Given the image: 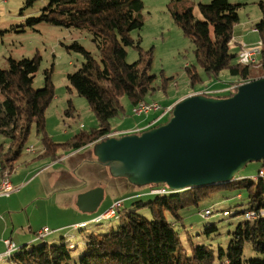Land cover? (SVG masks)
Listing matches in <instances>:
<instances>
[{
  "label": "trees",
  "instance_id": "obj_1",
  "mask_svg": "<svg viewBox=\"0 0 264 264\" xmlns=\"http://www.w3.org/2000/svg\"><path fill=\"white\" fill-rule=\"evenodd\" d=\"M38 1L24 0L25 8L33 7ZM41 1L45 2L41 15L29 20L30 25L46 21L67 28H87L93 34L101 62L75 42L73 46L84 53L85 61L75 72L68 74V80L80 95L87 98L98 126L82 131L64 143H56L46 129V109L55 95L50 77H46L44 86L35 88L33 82L39 59L10 58L9 67L0 68V134L8 139L7 144L0 143V173L3 175L9 171L10 178L17 159L27 148L32 130L45 146L44 155L49 154L56 160L63 155L57 153L58 148L75 150L108 138L112 134L111 119L124 110L120 101L122 95L135 105L147 100L146 96L156 88L154 76L148 74L151 58L144 60L141 57L133 63L127 61V46L141 48L140 41L132 37V31L141 30L144 25L143 0ZM240 7L241 4L230 0L200 3L203 19L196 17L190 5L172 11L184 34L192 37L197 61L208 77L219 79L222 71L228 70L236 77L232 85L264 76V46L257 64L240 62L238 53L230 49ZM256 28L264 44V18ZM191 77V85L201 80L196 72H192ZM235 91L210 95L229 97ZM150 185L151 190L161 187ZM226 188L237 190L238 197H242V190L247 191L249 208L241 212L244 217L248 211L264 209V175L257 180L244 176L237 178L236 175L224 183L173 189L155 193V198L149 201L135 200L137 206H148L152 210V218L133 209L122 212L123 200H117L121 201L116 207L118 224L105 231L86 233L84 249L77 257L71 252L76 248L75 243L44 240L39 245L30 243L16 247L5 260L18 264H213L214 250L206 244L194 246L192 254H188L181 246L175 222L168 220L164 212L170 211L178 220L184 209L197 206L202 198ZM212 229H217L215 224H211L209 231ZM247 243L260 256L245 259L244 246ZM220 258L219 264H264V215L253 219L245 217L240 221L231 233L227 252L220 249Z\"/></svg>",
  "mask_w": 264,
  "mask_h": 264
},
{
  "label": "rangeland",
  "instance_id": "obj_2",
  "mask_svg": "<svg viewBox=\"0 0 264 264\" xmlns=\"http://www.w3.org/2000/svg\"><path fill=\"white\" fill-rule=\"evenodd\" d=\"M211 1L143 0L144 7L141 13L144 25L141 30L132 31V37L140 41L141 48L135 46L126 47L127 61L129 63L138 61L141 57L144 60L151 58L148 74L154 76L153 85L156 88L146 96L147 100L141 101H157L162 106H167L178 102L195 89L209 90L211 91V95H220L225 91H230L228 88L233 86L232 82L235 81L236 77L232 76L228 70H224L220 74L219 79L209 78L197 61L195 44L192 37L184 34L172 13L174 9L181 10L185 6L190 5L193 6L196 17L203 19L200 12V3H210ZM230 1L241 4L239 21L233 29L235 41L231 42L230 46L233 53L239 54L243 44L254 45L262 40L261 33L258 29L255 30V28L264 18V8L262 5L264 4V0ZM44 5L45 2L40 0L33 7L25 8L24 0H0V68H8L10 58L19 60L37 57L39 59V66L33 85L35 88L42 87L45 85L46 77H50V83L55 94L46 109V129L48 123L47 131L53 135V138H56L54 140L64 143L78 133L90 131L98 126L97 117L89 105L87 98L80 95L68 80V74L75 72L85 61L84 53L74 47L73 44L75 42L81 44L99 62H101V55L97 43L93 40L92 32L87 28H67L46 21L30 25L29 20L39 17L41 15V8ZM192 72L198 73L201 77V80L196 81L194 85H191ZM120 101L124 110L111 119L112 133L136 130L139 125L151 121V119L163 112L162 109H153L149 113L139 114L135 112L134 108L141 101L133 105L126 95H122ZM170 117L171 113L159 122L161 124L165 123ZM60 137L65 138L64 140H57ZM7 140L5 136L0 134V143L6 142L7 144ZM26 145V147H34L35 151L28 152L25 148L17 159L16 183L14 185H16V189H19V191L16 192V200L28 198L32 193L41 189V183L48 181L49 177L53 176L49 172L55 169L52 168L48 173L30 182L28 177L31 174L34 175V166L43 161L52 163L53 157L49 154H41L43 143L34 130H32ZM57 150L59 155L65 154V158L69 157V153L64 148ZM96 150L97 148L94 146L91 151L84 152L82 156L73 157L61 163L64 164L65 168H69V170H73L74 164L75 166L79 165L77 167L79 186L76 189L77 192H75V189L70 188L60 193V195L55 194L48 199H44L47 212L51 211L52 216L50 220L46 219L45 222L52 225L72 220L75 215L79 214V210L75 209L77 211L75 214L72 206L67 205L72 204L70 198L73 192L78 197L76 202L78 208L84 211L89 210L90 208L82 203V193L90 191L96 184L105 186V195L103 201L97 207L90 209L93 210L90 211L92 212L93 219H95L99 211L107 207L109 209L119 199L123 200L122 212L133 209L149 218L154 217L152 210L148 206L139 207L134 203L138 199L143 201L154 199L156 194L152 192V186L149 183L133 184L128 179H125V177L114 174L105 165L102 167L95 165L92 167L93 169L90 168L86 161L91 156L94 157L96 155ZM262 163L263 161L249 162L237 174V178L244 176L254 179L255 176H258L259 170L263 165ZM19 172L22 174L20 177H18ZM23 183H26V185ZM60 185L68 188L72 184L68 183L67 180L61 181L58 185L51 187L58 189ZM20 191L21 193H19ZM241 194L242 197H238L237 190L228 188L215 191L211 195L202 198L197 206L193 205L184 209L181 213V218L178 220H176L170 211L164 212L168 220L175 222V229L179 234L181 246L188 254H192L194 246L206 244L214 250L215 260L213 264L220 263V249H224L227 252L232 231L240 221L245 219L241 212L249 208L247 191L242 190ZM58 200L61 201L62 205L58 203ZM41 204L44 203L37 198L27 209L19 208V210H16V214L14 215L15 220H13L16 223L17 230L34 224L41 219ZM206 209H210L213 213L205 216ZM3 215L4 213L0 212V217H3ZM29 215L32 222H29ZM93 219L86 225L88 226L86 229L75 230L73 225L69 224L62 227L61 231L55 235L56 237L66 233L63 238H59V242L66 241L69 237L67 234L70 235L68 240L71 244H76V248L71 251L74 257L82 253L86 233L105 231L110 226H116L119 222L117 216L105 220L93 221ZM0 224L1 227L6 224L5 220L0 218ZM8 224L11 226L12 222H7ZM211 224H215L217 229L209 231ZM7 225L4 228H7ZM50 225L48 227L53 232H56ZM18 241H22V238L18 239ZM43 241L44 239L38 238L32 245H39ZM258 256L260 254L253 249L251 244H245V259ZM3 264L18 263L12 260H5Z\"/></svg>",
  "mask_w": 264,
  "mask_h": 264
},
{
  "label": "water",
  "instance_id": "obj_3",
  "mask_svg": "<svg viewBox=\"0 0 264 264\" xmlns=\"http://www.w3.org/2000/svg\"><path fill=\"white\" fill-rule=\"evenodd\" d=\"M96 143L98 160L136 185L184 190L228 182L249 162H264V76L229 97L189 94L167 122ZM104 195L97 186L81 200L93 209Z\"/></svg>",
  "mask_w": 264,
  "mask_h": 264
},
{
  "label": "crops",
  "instance_id": "obj_4",
  "mask_svg": "<svg viewBox=\"0 0 264 264\" xmlns=\"http://www.w3.org/2000/svg\"><path fill=\"white\" fill-rule=\"evenodd\" d=\"M200 91H204V89H201V88L200 89H195L189 94L197 93V92H200ZM174 104H169V105H174ZM160 115H158L157 117H154L149 122L147 121L148 123L146 122L145 124L139 125L137 128H139L141 131H144V130H147V129L151 128L152 126L156 125L157 122L153 123V121L155 119H157ZM47 130H48V123H47ZM123 132H125V131H122L120 133H123ZM51 136L53 138V135H51ZM64 138L65 137H60V139H57V140H64ZM54 139H56V138H53V140ZM56 143H59V142H56ZM96 144L97 143H92V144L86 145V146H84L82 148H79V149L66 151L67 153H69L68 154L69 157H67V158H65L66 157L65 154H63L62 157H60V158H58L56 160H51L52 163L43 161L42 163H39V164L35 165L34 166V169H35L34 175L31 174L28 177L30 182H33V181L37 180L40 176H42V175L48 173L49 171H51L52 168L53 169L55 168V169L53 171L49 172V174H51V175L53 174V176L49 177L48 181H44L43 183H41V186H40L41 189H38L36 192L32 193V195L30 197H28V198L25 197L22 200H16V192H18L19 189H17V191L13 192L10 196H2V197H0V212L4 213L3 217H0V218L4 219L5 222H6V224H4L2 227H1V224H0V254L6 252L8 250V245L6 244L5 240H10L13 243L14 249H15L16 247L21 246L19 244H30V243H33L36 240H38L39 237L37 236V232L45 227V228H48L50 230V233L47 234L46 236H44L43 238H39V239H44L45 241H48V242H51V241L59 242V238H63L66 235V233H64L63 235L60 234V235L55 237V235L59 231H61L60 229L62 227L66 226V225H69V224H72L73 228H74L76 224H83L81 222L89 224V222L92 221V219H93L92 218V212H90V211H93V210H90V209L86 210V211L80 210V208H78V204H76V202L78 200L77 194L73 192L72 195H71V198H70V200L72 201V204H67V203L66 204L68 206H72V208L75 211V214L79 210L80 211L79 214L75 215L72 218V220L59 222V223H55V224L50 225L51 223L45 222L46 219L50 220V218H52V216H51V211L49 213L47 212V206L45 204L46 202H44V199H48V198L52 197L55 194L60 195V193H62L63 191L69 190L70 188L71 189H75V192H77L76 189L79 186L78 185L79 176L77 175V167L79 165L75 166V164H74L73 170H69V168H65L64 164H61V163L65 162L66 160L71 159L73 157L82 156L84 152L91 151ZM45 152H46V149H45V146L43 145V149H42L41 154L45 153ZM57 153H58V151H57ZM86 162L88 163V166L90 168L94 167L95 165H97V167L104 166V164H102L98 160L97 155H94V157L91 156ZM15 167H16V165H15ZM16 168L13 170V172L11 174V181H12L13 185L16 183ZM27 170H29V169H27ZM13 173H15V175H13ZM1 175L2 174L0 173V183H1V180H2ZM21 175L22 174L19 172L18 173V177H20ZM67 180H68V183L72 184L71 187L66 188V186H61L60 185V187L58 189H53L52 188L53 186L58 185L59 183H61V181H67ZM23 184L26 185V183H23ZM96 186H100V187H103L105 189V186L102 185V184H96L93 187H96ZM14 187L16 189V185H14ZM21 191L19 193H21ZM82 194H84V193H82ZM19 195H17V196H19ZM37 198H39L41 200V202L44 203V204H41V208H40V217H41V219L38 222L34 223V224H30V225H28L26 227H23L22 229L17 230L16 229V223L14 222V220H15L14 219V215L16 214V210H19V208L27 209L30 206V204L34 200H36ZM58 203L60 205H62L60 200H58ZM107 208L102 210V211H99L96 216H98L99 214H102V212L106 211ZM60 211H61V209H60ZM96 216H95V219H93V221H97L96 220V218H97ZM7 222H12V225L11 226L9 224L7 225ZM29 222H32V220L30 218V215H29ZM5 225H7V228H4ZM49 225L52 226L53 230H55L56 232H53L52 229L50 227H48ZM87 227L88 226H86V228ZM75 230H81V229H75ZM67 236L70 237L69 234H67ZM49 237H51L52 239L49 238ZM69 237L66 240H68ZM20 238H22V241H18V239H20ZM21 242H23V243H21Z\"/></svg>",
  "mask_w": 264,
  "mask_h": 264
},
{
  "label": "built area",
  "instance_id": "obj_5",
  "mask_svg": "<svg viewBox=\"0 0 264 264\" xmlns=\"http://www.w3.org/2000/svg\"><path fill=\"white\" fill-rule=\"evenodd\" d=\"M255 30H257V28H255ZM232 40H235L234 36H233ZM262 48H263V46H260V45L243 44L241 51L238 54V60L242 63H250V64L251 63L252 64L258 63L261 52H262ZM238 86H239V84H235V85L233 84V86L228 88V90H235V89H237ZM199 93H204V94L209 95L211 93V91L204 90V91H200ZM173 107H174V105L165 107V106H162L157 101H152V102H146V103L142 104L141 108L139 110H135V112L142 114V113H149L153 109H155V110H161L162 109L163 110L162 114L157 119H155L153 121V123H156V122L158 123L165 116H167L168 114H170L172 112ZM140 131L141 130L139 128H137L136 130L125 131L123 133H114L113 136L122 135V134L130 133V132H140ZM26 150L28 152H33V151H35V148L34 147H27ZM259 173H264V164L262 165L261 169L259 170ZM159 185H161V187L153 189L152 191L166 190L169 188L166 184H159ZM16 190L17 189H15L14 185L12 184L9 171H5L3 176H2L1 183H0V197L10 196ZM120 205H121V201H117L107 211H105L104 213H102L100 215H116V207H118ZM205 213H206L205 215H211L213 212L205 211ZM254 214H264V209H262L260 211L254 210L252 212V214H245V217L253 216ZM49 233H50V230L48 228L44 227L42 230L37 232V235H38V237H44ZM5 242L8 245L7 251L14 249V245L10 240H5Z\"/></svg>",
  "mask_w": 264,
  "mask_h": 264
},
{
  "label": "bare ground",
  "instance_id": "obj_6",
  "mask_svg": "<svg viewBox=\"0 0 264 264\" xmlns=\"http://www.w3.org/2000/svg\"><path fill=\"white\" fill-rule=\"evenodd\" d=\"M233 41H234V40H232L231 42H233ZM255 45L264 46L262 40H260V41H259L258 43H256ZM244 64H250V63H244ZM254 64H257V63H254ZM197 93H199V92H197ZM144 103H146V101H141V102H139V103L135 106L134 110H139V109L141 108L142 104H144ZM167 106H168V105H167ZM169 106H171V105H169ZM165 107H166V106H165ZM113 135H114V133L110 134L109 137H111V136H113ZM263 175H264V173H258V176H255V177H254V180H257V179L259 178V176H263ZM168 190H173V189L168 188V189H166V190H158V191H152V192H153V193H165V192H167ZM206 211H207V212H212L210 209H207ZM253 211H254V210H252V211H248V212H246V214H252ZM261 215H264V214H254L253 216H248V217H246V218H248V219H253V218H257V217H259V216H261ZM115 216H116V215H99V216L96 218V220H105V219H108V218H113V217H115ZM86 225H87L86 223H83V224H76L74 228H75V229H79V228H81V229H85V228H86ZM13 250H14V249H13ZM13 250L6 251V252L2 253V254L0 255V262H1V261H4L6 258H8Z\"/></svg>",
  "mask_w": 264,
  "mask_h": 264
},
{
  "label": "flooded vegetation",
  "instance_id": "obj_7",
  "mask_svg": "<svg viewBox=\"0 0 264 264\" xmlns=\"http://www.w3.org/2000/svg\"><path fill=\"white\" fill-rule=\"evenodd\" d=\"M126 178V177H125Z\"/></svg>",
  "mask_w": 264,
  "mask_h": 264
}]
</instances>
